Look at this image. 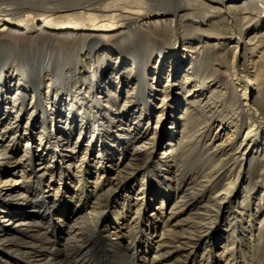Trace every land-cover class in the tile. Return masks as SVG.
Returning <instances> with one entry per match:
<instances>
[{"label": "bare ground", "instance_id": "6f19581e", "mask_svg": "<svg viewBox=\"0 0 264 264\" xmlns=\"http://www.w3.org/2000/svg\"><path fill=\"white\" fill-rule=\"evenodd\" d=\"M20 1L0 2V264H264V0Z\"/></svg>", "mask_w": 264, "mask_h": 264}, {"label": "rangeland", "instance_id": "374dc122", "mask_svg": "<svg viewBox=\"0 0 264 264\" xmlns=\"http://www.w3.org/2000/svg\"><path fill=\"white\" fill-rule=\"evenodd\" d=\"M0 2H4L3 4H1V6L2 7H5V6H7V4H5V3H9V4H13L12 6H10L9 8H12V9H14V11H22V9H20V8H23L20 4L19 5H14V2H22V1H20V0H0ZM20 6V7H19ZM26 11H28V10H26ZM186 70H189V68L188 67H184L183 68V70L181 71V77H179L178 79H175L174 81H173V83H175L174 84V86H172V93L174 94V99H176V98H178L179 96H180V93H182L183 92V90H181V84H180V82H181V80L183 79V77H184V74L186 73ZM191 71H192V68H191ZM162 79H163V84H167L168 82H167V76H163L162 77ZM118 81V79H117V76H116V73L114 72V74L113 75H111L107 80H106V82H107V84L108 85H110V86H112V87H116L117 86V82ZM170 84V83H169ZM181 97V96H180ZM161 101V100H160ZM159 101V102H160ZM161 103V102H160ZM183 107L182 108H180V111H182V109H185V104L184 105H182ZM167 108H169L168 106H167ZM169 110L171 111V107L169 108ZM180 113V112H179ZM181 115V113L178 115V116H180ZM157 118L156 117H154V119L153 120H156ZM164 122H163V124H162V126H161V128H160V130H159V132H158V134H157V138L155 139V144H156V149L153 151V152H157V154L155 153V155H154V157H159L160 155L159 154H162L163 152H167L168 154H172V152L170 151L171 150V147L173 148V145H172V143H169L170 142V139H169V134L171 133V132H173V131H177V129H178V126L177 125H175L174 127H173V125H172V123H173V117L171 116V115H166V116H164ZM154 144V145H155ZM66 152H67V150L66 151H64V154H66ZM170 152V153H169ZM170 154V155H171ZM172 156V155H171ZM138 171L140 170V169H137ZM138 171H136V172H133V174H137V175H139L136 179H139L141 176H142V174H138ZM112 178V177H111ZM135 179V180H136ZM134 180V181H135ZM259 180V177H257L256 178V180L254 179V182L256 183L257 181ZM126 191V189H124V190H122L121 192H120V194L123 196V194H124V192ZM129 195V194H128ZM180 197V194H178L176 197H174L173 198V200H170V204L167 206V212H170L171 211V207H172V205H173V203H175V201L177 200V197ZM13 199H15L14 197H12ZM28 200V199H27ZM154 200H156V199H154ZM161 200H163V199H161ZM43 201H44V203H45V207H47V206H49L50 205V202H49V200H45V199H43ZM46 201V202H45ZM157 201V200H156ZM35 204H37L36 202H34L33 203V201H31V200H28V201H26V204L24 205V207L25 206H28V207H33ZM157 204V203H156ZM21 207L23 206V205H20ZM20 206H18V207H20ZM156 207H158L159 205L157 204V205H155ZM29 209H35V208H26V210H29ZM151 212V211H150ZM151 214V216H152V213H150ZM177 214H179V213H176V215ZM29 215H33V213L31 212V213H29ZM175 215V219L177 218V220L180 222V224L178 225V227H177V230H179V229H181V228H183V227H185L184 226V222H182L181 220H183L184 221V219L186 218V217H188L189 216V213H188V211L187 212H184V213H182V215H177L176 216ZM66 219H70L69 217H67ZM62 220V219H60V218H55L54 220H53V222H52V226H55L56 227V229H57V233L59 234V236H60V238L61 239H63V240H65V239H67L68 238V234H67V232H65V230H64V228H66V222H67V220ZM17 221V220H16ZM76 222V223H75ZM68 223V222H67ZM12 226H11V229H19V228H22L21 226H15L16 224L15 223H13V224H11ZM72 225V226H71ZM82 225V221H81V219H72V220H70V227H77V226H81ZM55 229V230H56ZM169 236V235H168ZM159 238H156V241L158 240ZM221 241V243H220V245H219V247H218V253H221L222 251H223V246H224V244H225V242L224 243H222L223 242V239L222 240H220Z\"/></svg>", "mask_w": 264, "mask_h": 264}]
</instances>
